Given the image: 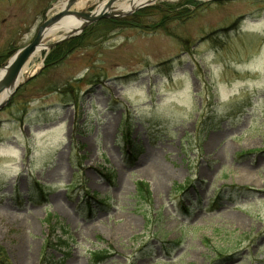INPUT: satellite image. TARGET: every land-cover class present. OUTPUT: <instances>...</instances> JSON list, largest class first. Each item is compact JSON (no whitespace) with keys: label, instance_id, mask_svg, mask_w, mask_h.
I'll return each instance as SVG.
<instances>
[{"label":"rangeland","instance_id":"374dc122","mask_svg":"<svg viewBox=\"0 0 264 264\" xmlns=\"http://www.w3.org/2000/svg\"><path fill=\"white\" fill-rule=\"evenodd\" d=\"M67 1L0 0V68ZM183 1L30 61L0 108V262L264 264V0L162 22Z\"/></svg>","mask_w":264,"mask_h":264},{"label":"water","instance_id":"95a60500","mask_svg":"<svg viewBox=\"0 0 264 264\" xmlns=\"http://www.w3.org/2000/svg\"><path fill=\"white\" fill-rule=\"evenodd\" d=\"M77 1L79 0H68L62 9L58 10L51 17L46 18L43 21V23L40 24V27L33 41L27 46H24L14 65L10 67V70L2 78H0V89H3L13 80V78H15L20 73L22 67L29 60L30 56H32L41 47L40 45H44L46 47L45 49H50L64 40L81 35L82 32H84L88 26L94 24L97 21H101L104 19H117V18L124 19V17L130 16L135 12H137L138 10L154 5L158 0H148L145 2L138 3L134 8H130L125 11L116 10L115 9L116 7L113 6L97 7L91 10H81V11L75 10L73 9V7L77 3ZM209 1H221V0H209ZM66 17H73L77 20H81L80 25H77L74 28L70 29L69 31L70 34H68L66 37L61 38L60 40L56 41L53 44H49V45L46 44L45 38H46V34L49 32V29H51V27L56 25V23H60V21ZM6 67L7 64L6 66L0 68V72ZM19 85L20 83L17 84L14 87V89H12L11 94L5 100V102L0 104V108H2L4 105L8 103L12 95L19 88Z\"/></svg>","mask_w":264,"mask_h":264},{"label":"bare ground","instance_id":"6f19581e","mask_svg":"<svg viewBox=\"0 0 264 264\" xmlns=\"http://www.w3.org/2000/svg\"><path fill=\"white\" fill-rule=\"evenodd\" d=\"M90 1L91 0H79L75 4V6L77 8L81 9L82 7L86 6ZM145 1H148V0H124V1L120 2L115 9L125 11L127 9L134 8L138 3L145 2ZM64 6H65V4L63 2L62 4H60L59 10L62 9ZM80 22H81V20H77L73 17H66V18L62 19L60 21V23H56V25L51 27V29H49V32L46 34V37H48V36L56 37L59 35V33L61 31L69 32L70 29L74 28L77 25H80ZM40 46L41 47L32 56H30L29 60L22 67V70L20 71V73L15 78H13V80L8 85H6L3 89H0V104L5 102V100L11 94L12 89H14V87L20 83L21 78L23 77V74L25 72V69L28 66V64L30 63V61L36 57H39L41 55L42 51L45 50L46 47L44 45H40ZM20 53H21V51L17 52L13 57H11V59L7 63V67L4 68L3 70H1L0 78H2L10 70V67H12L14 65V63L18 59Z\"/></svg>","mask_w":264,"mask_h":264},{"label":"trees","instance_id":"16d2710c","mask_svg":"<svg viewBox=\"0 0 264 264\" xmlns=\"http://www.w3.org/2000/svg\"><path fill=\"white\" fill-rule=\"evenodd\" d=\"M199 5L196 1L194 0H186L183 1L180 4H177L176 6H172V5H165L163 7H161L162 12L164 14V17L162 18V22L166 23L167 21L170 20H179V19H187V18H191V15L194 13L195 9H192L193 6H197ZM202 5V4H201ZM160 6H150V7H146L141 9L140 11H138L137 13L134 14V16L136 15H140L142 14L144 11L148 10L149 8H159ZM104 23L106 25H108L109 29H112L115 26H120V25H130V24H134V21L132 22L131 20H128V18H122V19H106V20H102L100 21V23ZM161 25H159L160 27ZM85 32H87L86 30L84 32H82V34L80 36H76L72 39H70L68 42L61 44L58 49L56 51H54L52 58H57L58 56H65L67 53H70L75 47H77L78 45H81L84 41V38H86L84 35L86 34ZM141 185V184H140ZM141 188L144 186H140ZM0 264H8V260H3L2 262H0Z\"/></svg>","mask_w":264,"mask_h":264}]
</instances>
